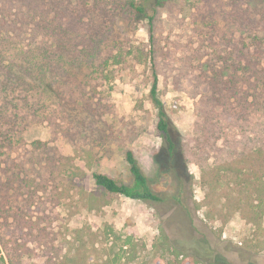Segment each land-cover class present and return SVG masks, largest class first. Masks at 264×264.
<instances>
[{
	"label": "rangeland",
	"instance_id": "1",
	"mask_svg": "<svg viewBox=\"0 0 264 264\" xmlns=\"http://www.w3.org/2000/svg\"><path fill=\"white\" fill-rule=\"evenodd\" d=\"M229 17L227 0H169L161 10L158 92L178 142L173 158L158 131V111L150 98L153 68L142 51L148 43V21L117 7L83 26L84 40L76 49L83 58L80 80L73 85L76 103L68 107L60 125L48 127L37 122L23 133L28 142H48L41 153L30 156L19 141L14 144L22 159L31 157L34 171L30 173L40 174L31 184V190L37 191L32 198L27 187L19 192L10 190L5 198L12 208L21 209L24 230L25 220L38 222L34 225L48 232L52 228L60 236L83 225L98 229L109 223L145 243L129 264H182L175 256L179 252L209 264H264V220L263 229L247 222L239 212L224 221L220 203L205 202L207 189L199 165L191 157L198 97L190 78L210 59L214 49L211 38L226 34L220 47L229 48L230 33L240 36L239 26L230 29ZM107 38L115 40L109 43ZM176 78L182 79L187 90L175 89ZM60 87L63 94L70 93L69 87ZM17 136L14 133V140ZM128 150L134 152L164 201L152 206L111 193L109 203L101 209L85 208L81 192L95 187L93 171L130 180ZM9 221L11 229L18 227L14 216ZM27 243L32 244L31 249L13 253L12 260L0 252V264H44L43 254L49 252Z\"/></svg>",
	"mask_w": 264,
	"mask_h": 264
},
{
	"label": "trees",
	"instance_id": "2",
	"mask_svg": "<svg viewBox=\"0 0 264 264\" xmlns=\"http://www.w3.org/2000/svg\"><path fill=\"white\" fill-rule=\"evenodd\" d=\"M168 1L0 0V252H5L10 260L13 253L31 249L32 244L27 241L41 252H49L43 254L44 264H129L145 247L132 233L119 232L109 223L98 229L83 225L60 236L52 228L48 232L47 228L34 225L38 222L25 220L24 230L20 224L25 219L21 209L12 208L5 198L10 190L19 192L24 187L30 198L37 193L31 190V184L39 171L30 173L34 171L31 157L22 159L15 153L14 144L19 141L30 156L44 150L47 141L28 142L23 133L33 123L57 126L66 118L68 107L76 103L73 85L80 80L83 62L76 49L84 40L83 26L117 7L122 13L129 12L148 21V43L142 51L153 68L150 98L158 111L157 128L167 154L171 158L177 154L178 142L170 131L166 106L158 92L157 31L161 10ZM227 3L230 29L239 26L241 34L236 37L230 33L229 48L220 47L226 34L211 38L214 49L210 59L206 58L198 73L190 78L198 97L197 133L191 157L199 165L207 189L205 202L220 203L219 211L225 210L224 221L239 212L247 222L263 229L264 0H227ZM114 40L106 39L109 43ZM91 45L95 46L93 42ZM110 57L111 54L105 60ZM61 85L69 87L70 93L63 94ZM174 87L187 90L181 78L174 80ZM14 133L19 135L17 140ZM126 161L128 182L108 173L92 172L95 187L83 190L80 197L85 208L101 209L109 203L111 193L152 206L164 201L132 150L126 152ZM10 216L18 220L17 228H10ZM33 219L32 216L30 221ZM175 256L182 264H209L193 254L179 252Z\"/></svg>",
	"mask_w": 264,
	"mask_h": 264
}]
</instances>
